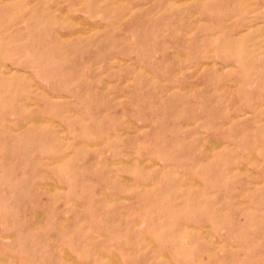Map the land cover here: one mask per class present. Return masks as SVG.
Returning a JSON list of instances; mask_svg holds the SVG:
<instances>
[{
    "label": "rangeland",
    "instance_id": "374dc122",
    "mask_svg": "<svg viewBox=\"0 0 264 264\" xmlns=\"http://www.w3.org/2000/svg\"><path fill=\"white\" fill-rule=\"evenodd\" d=\"M19 3L6 2V15H50ZM119 6V56L89 42L102 28L70 21L77 8H57L55 36L43 29L28 41L45 80L55 76L53 64L56 84L72 75V122L80 131L72 153L64 137L45 152L38 144L48 137L25 136L27 146L36 144V160L57 162L55 169L33 164L25 177L56 171L64 181L72 170L91 185L103 169L97 161L150 160L151 207L137 210L131 202L141 199L98 206L89 192L82 212L72 201L31 199L26 185L23 200L1 202L8 212L0 264H264V0H120ZM10 27L11 39L27 42L16 33L19 23ZM68 159L72 169L64 166ZM197 197L201 216L216 220L214 234L179 224L180 206L191 208Z\"/></svg>",
    "mask_w": 264,
    "mask_h": 264
},
{
    "label": "crops",
    "instance_id": "0c3cea01",
    "mask_svg": "<svg viewBox=\"0 0 264 264\" xmlns=\"http://www.w3.org/2000/svg\"><path fill=\"white\" fill-rule=\"evenodd\" d=\"M8 1L0 0V232L5 231L3 217L8 212L7 205L1 202L14 198L23 200L26 185L33 194L31 199L72 201L80 206L82 212L86 208L83 201L89 192L96 194L98 206L103 200L112 202L126 199L131 201L141 199L139 202H131L137 210L150 206L151 203H148V200L152 199L154 183L151 170L153 162L150 160L97 161L96 164L103 163L101 166L103 169L98 174L96 182L91 185L73 178L72 170H69L70 179L68 177L64 181H60L56 171H45L44 175H38L36 171L35 176L30 175L28 179L25 177V169L38 167L33 166L36 163L46 168H57L55 160H36V144L27 146L23 142L25 136L48 137L49 143L38 144V148L45 152L55 151L58 147L57 137H64L66 141H69L68 152L72 153L74 131L76 134L80 131L74 129L72 122L73 106L71 103L75 95L71 82L72 75L64 78V84H56L57 71L53 64L49 71L55 73V76L45 80L41 75L40 63H36L33 59L36 54L35 48L28 41H31L35 34L40 35L43 29L49 32V36H55L58 23L53 14L57 8H61V11L65 13H68L71 8H77L79 12L76 11L74 15H71L70 21L75 24L102 28V31L91 37L89 42H96L101 47H112L113 52L110 53L112 57L119 56L122 24L120 0H117V4L114 3L115 0L111 3L109 0H22V3L18 4L19 7L31 6L35 9H47L50 15L46 17H43L45 15L40 16V10L38 13L36 10L33 11L36 14L32 16L10 17L6 15L8 11L3 9V5ZM16 23L20 24V27L16 28L18 31L16 33H23V40L27 41L22 45L17 44L15 39L10 37V24ZM41 23L47 26H41ZM71 31L75 32L78 29L72 26ZM26 56H31L33 60L28 61ZM143 67L152 73L155 70L146 64ZM82 118L86 117L82 115ZM112 132L103 131L101 135H110ZM32 150L35 155H32V158H26L25 151ZM64 164L65 168L72 169L73 167L71 159L65 160ZM110 164H113L114 169L106 171L105 167ZM195 178L197 177L193 174L194 182L197 180ZM56 192L63 193V195L57 196ZM13 193H17L16 197ZM212 197L216 199V196ZM100 200L102 201L99 203ZM30 208L32 213L39 214V207L30 206ZM185 208L188 211H185ZM209 208L210 212V204ZM179 209L183 210L179 213L180 226L190 228H201L202 226L208 227L211 232L214 231L216 220L210 218L206 220L201 216L198 197L196 201L195 199L192 201L191 208L180 206ZM212 210V213H209L210 217L216 213L215 209ZM23 212L20 214L22 215ZM146 229V226L144 229L141 228L142 232ZM147 238L150 239L149 236Z\"/></svg>",
    "mask_w": 264,
    "mask_h": 264
}]
</instances>
